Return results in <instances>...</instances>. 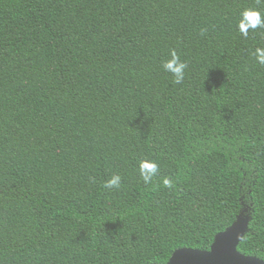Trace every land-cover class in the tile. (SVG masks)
I'll return each instance as SVG.
<instances>
[{"label":"trees","instance_id":"trees-1","mask_svg":"<svg viewBox=\"0 0 264 264\" xmlns=\"http://www.w3.org/2000/svg\"><path fill=\"white\" fill-rule=\"evenodd\" d=\"M246 8L264 2L0 0V264H165L239 220L237 251L264 261V29L240 35Z\"/></svg>","mask_w":264,"mask_h":264},{"label":"clouds","instance_id":"clouds-1","mask_svg":"<svg viewBox=\"0 0 264 264\" xmlns=\"http://www.w3.org/2000/svg\"><path fill=\"white\" fill-rule=\"evenodd\" d=\"M258 2H264V0H258ZM237 29L240 35L245 38L249 35L250 31L255 32L257 29H264V13L255 8L244 9L239 15ZM205 32L206 29H202L201 35H204ZM252 55L256 63L264 66V48H256ZM170 57V59L163 62L162 68L174 77V83L181 84L185 79V71L188 68V64L180 59L175 50L170 52ZM158 170V165L149 161H142L138 168L139 175L145 184L152 182ZM163 184L165 187H171V181L168 179H164ZM120 186L121 177L118 175L113 176L104 184V187L108 189H119Z\"/></svg>","mask_w":264,"mask_h":264},{"label":"water","instance_id":"water-1","mask_svg":"<svg viewBox=\"0 0 264 264\" xmlns=\"http://www.w3.org/2000/svg\"><path fill=\"white\" fill-rule=\"evenodd\" d=\"M247 225V221L239 220L215 237L209 251L180 249L165 264H264L257 257L237 251Z\"/></svg>","mask_w":264,"mask_h":264}]
</instances>
